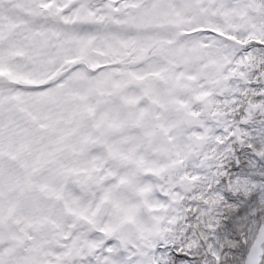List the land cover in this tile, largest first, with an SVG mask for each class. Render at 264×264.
Wrapping results in <instances>:
<instances>
[{
    "label": "rangeland",
    "instance_id": "1",
    "mask_svg": "<svg viewBox=\"0 0 264 264\" xmlns=\"http://www.w3.org/2000/svg\"><path fill=\"white\" fill-rule=\"evenodd\" d=\"M262 71L264 0H0V264H67L71 247V264L171 262L165 249L134 252L138 238L144 239L139 228L145 219L135 215L131 189L94 228L96 209L86 198L101 197L111 185L78 192L69 179L78 172L81 188L114 172L105 161L107 150L143 158L131 150L146 130L123 124L117 96L139 101L140 117L151 101L156 114L172 101L187 111L195 109L194 100L209 104L204 120L209 124L216 113L220 140L233 135L245 153L255 146L254 170L242 172V166L235 180L227 179L229 196L222 184L221 190L206 191L201 207L191 208L199 235L193 236L192 227L183 239L186 258L171 264L236 256L244 247L241 235L249 247L261 223L251 210L264 212V160H256L258 153L264 159V117L258 122L255 116L264 111ZM248 103L261 109L253 114ZM238 106L249 116L243 125L232 124L230 112ZM168 112L159 121L161 131L185 139L177 126L179 111ZM99 121L118 128L117 134L99 141ZM206 132L215 137L208 126ZM129 171L120 172L127 177ZM249 174L256 175L252 182ZM116 215L117 226L128 220L137 231L122 249L106 237Z\"/></svg>",
    "mask_w": 264,
    "mask_h": 264
},
{
    "label": "flooded vegetation",
    "instance_id": "2",
    "mask_svg": "<svg viewBox=\"0 0 264 264\" xmlns=\"http://www.w3.org/2000/svg\"><path fill=\"white\" fill-rule=\"evenodd\" d=\"M261 95L264 96V89ZM117 99H119L124 110L123 117L127 116V111L131 105L135 106V121L127 123L123 121V124L132 126L139 132L142 129L146 130V134L140 138L141 141L131 150L133 155L138 153L143 158L136 160L129 159L124 157L120 149L116 152L113 151L114 153L107 150L105 158L106 156H115L131 161V163L120 166L110 160H106L107 165L110 164L111 167H114V172H106L102 176H99L98 179L87 181V186L85 185V187H79L81 175L78 172L69 175V179L70 181L73 179V184L78 192H84V188L100 192L107 185H111L110 191L105 192L101 197L97 198L95 195L90 197L88 195L89 197L87 196L86 198L88 199V207L94 210H97L103 201L105 202L99 226L103 217L107 214V209L109 207H119L121 204L119 198H121L123 193L131 189V204L135 215H137V219L139 220L141 216L145 219V221L142 220L141 227L139 228V232L144 236V239L138 238L134 252L157 253L165 249V252L175 253L167 249L165 242L167 243L170 240L168 243H173L174 241L183 243V239L188 236V232L191 230V208L195 210L201 207L205 200L207 190L206 177L218 171L222 173L223 160L226 158V160L230 161L232 154H239L241 161L249 165L253 152L248 151L245 153L244 147H240L236 143H233L232 147H230L231 143L224 152L223 149L226 147V141L223 142V140L218 138L219 132L217 129L220 126L218 121L213 118L216 113L209 119L211 122L206 125L204 117L209 111L204 112L205 105H201L197 100H194L195 109H192V111L186 110L188 113L196 116L195 126L184 127L182 125L181 112L184 109L179 110L174 106L176 104L175 101L170 102L171 106L165 109V112L169 111L167 113L169 115H176L178 111L180 113L177 126L181 132L187 134L185 139L180 140L168 137L161 131L159 121L161 122L165 112L156 114L153 101L149 102L147 110L140 117L137 115L140 106L139 101L135 103L125 102L122 96H117ZM248 105L250 106L249 103ZM250 107L252 110L254 109L252 105ZM257 108L259 109L260 105ZM98 123H104V121H99ZM207 126L209 127V132L211 130L214 131L215 137H213L211 132L209 134L206 132ZM192 136L195 137L193 141ZM111 137L113 136L99 139V141ZM254 148L252 145L248 146V150L253 151ZM243 153L248 157L244 158ZM234 160L239 164L238 157H234ZM225 165L227 166L226 170L233 171L232 166L228 162ZM123 169L130 170L127 177H124V172H120ZM102 179L104 180L101 188L96 189L90 185L91 181ZM123 184L126 185V188L122 187ZM112 195L115 196L113 201H111ZM57 199L61 203L62 198L58 197ZM143 207H146L148 210L147 217L142 212ZM149 209H151V212ZM157 211L159 212L158 218L154 215ZM92 219L94 224L95 213ZM117 222L118 215L115 218H110L109 230L106 233V237L109 239L115 238L116 240L119 227L123 223L130 221L126 220L120 223L119 226H117ZM132 228H134V234L130 238L131 241L135 239L137 232L133 223ZM171 249H173L172 246ZM179 252L181 251L179 250L176 253Z\"/></svg>",
    "mask_w": 264,
    "mask_h": 264
},
{
    "label": "water",
    "instance_id": "3",
    "mask_svg": "<svg viewBox=\"0 0 264 264\" xmlns=\"http://www.w3.org/2000/svg\"><path fill=\"white\" fill-rule=\"evenodd\" d=\"M262 81L264 82V72L262 73ZM17 114L19 115L20 118H24V114H23L21 109L17 110ZM128 119H129V121L134 120V107L133 106L130 107V110L128 113ZM195 121H196L195 116L192 117L187 112H185V111L183 112L182 123L184 124L185 127L194 126L196 124ZM96 133H97L99 138H103V137L115 135L117 133V130L114 127H107L103 123H101L96 129ZM194 139H195L194 136H192V141ZM71 154H70V156H71ZM107 159L115 162L117 165H120V166L129 165L131 163L130 161H127V160L117 159L115 156H108ZM39 171H38V173H39ZM102 183H103V180L92 181V182H90V185L92 187H95L98 189V188H101ZM122 187L126 188V185L123 184ZM104 205H105V203L102 202L100 207H99V210H98L97 215H96L95 226H98V224L100 222L101 216H102L103 211H104ZM144 211L146 213L145 209H144ZM132 234H133V229H132V225L130 223H124L123 225H121L118 232H117V240H118L119 245L121 247L124 246L128 242V240L130 239ZM263 244H264V224H261L253 242L251 243V245L247 251V254L245 256L243 264H259L261 256L263 254V248H262ZM72 252H73V249H71L65 257L67 263H71V261H72Z\"/></svg>",
    "mask_w": 264,
    "mask_h": 264
},
{
    "label": "trees",
    "instance_id": "4",
    "mask_svg": "<svg viewBox=\"0 0 264 264\" xmlns=\"http://www.w3.org/2000/svg\"><path fill=\"white\" fill-rule=\"evenodd\" d=\"M61 1V0H60ZM63 2V0H62ZM260 120V119H258ZM226 178L225 177H222L221 178V182H225ZM242 193H239V195H241ZM242 196V195H241ZM224 200H222L221 202L223 203ZM260 201H256L255 203H259ZM221 205V204H220ZM223 208V214L225 213V208ZM248 210V209H247ZM250 210H248L249 212ZM251 213H252V210H251ZM263 215V212L262 211H256V216L257 217H260V215ZM252 216V214H251ZM240 242L242 245H244L242 251H237L238 253H236V256L233 254V253H221V258H219V261L218 262H213L212 264H240L241 261L243 262V259H244V256H245V252H246V249L248 247V245H246V242L243 240V235H241V238H240ZM246 245V246H245ZM180 249H182V247H180ZM178 258H186L182 255V253H175L174 254V260H177ZM201 259V258H200ZM206 261H208V257L206 256L205 258V263Z\"/></svg>",
    "mask_w": 264,
    "mask_h": 264
}]
</instances>
